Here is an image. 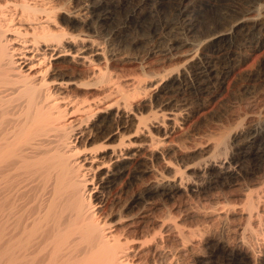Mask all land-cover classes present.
Returning <instances> with one entry per match:
<instances>
[{"label":"bare ground","instance_id":"6f19581e","mask_svg":"<svg viewBox=\"0 0 264 264\" xmlns=\"http://www.w3.org/2000/svg\"><path fill=\"white\" fill-rule=\"evenodd\" d=\"M55 1L0 0V262L173 264L180 254L178 243L188 247L186 252L194 247V233L184 234L187 231L168 222L171 213L150 227L147 212L159 204L148 208V200L173 199L183 191L196 194V180L212 171L233 175L236 154L205 160L187 174L169 175L165 151L153 147L148 123L133 112L128 91L114 86L107 66L109 71L98 67L100 48L83 34L69 32L70 19L77 21L75 32L84 23L82 17L66 13ZM93 1L88 28L94 22L109 27L114 15L109 8L132 2L116 31L125 38L143 16L158 17L169 4L174 19L166 25L155 20L146 29L154 32L166 61L192 46L186 38L196 34L203 12L215 7L224 25L200 37L199 53L190 54L188 65L198 69L205 59L209 80L228 79L238 68L236 57L242 50L248 58L264 50V0H236L233 5L223 0L194 5L187 0H119L118 5ZM171 32L186 38L171 39ZM182 76L172 74L157 85L153 98L159 106L171 102L163 95L174 92ZM99 84L105 96L80 95ZM102 101L106 104L100 107ZM157 118L152 130L164 143L177 128V114H169L168 123ZM252 132L257 135L250 122L226 141L238 149L241 138ZM149 175L154 180H147ZM221 251L228 252L227 247ZM234 255L255 263L244 243Z\"/></svg>","mask_w":264,"mask_h":264},{"label":"rangeland","instance_id":"374dc122","mask_svg":"<svg viewBox=\"0 0 264 264\" xmlns=\"http://www.w3.org/2000/svg\"><path fill=\"white\" fill-rule=\"evenodd\" d=\"M48 1L57 4L55 0ZM110 1L118 5L121 0ZM59 2L66 13L82 17L85 25L82 26L84 24L82 23L80 26L82 28L78 27L75 32L72 26L77 21L73 17L70 19L69 32L83 34L100 48L102 55L101 59L99 55L98 67L106 71L109 68L114 86L123 87L128 91L133 112L142 116L148 123L146 124L154 138L153 147L161 153L165 151L163 155L171 165L169 175L187 174L185 171L188 168L196 167L205 160L217 161L225 158L231 151L236 154L237 163L233 175H217L212 171L196 180L199 185L196 194L183 191L173 199L148 200L146 204L148 208L152 204H159L157 209L147 212L150 227L156 220L162 221L161 217H167L171 213L173 217L168 222L177 224L183 232L187 231L184 234H188V231L194 233V247L189 248V251H185L188 247L185 248V244L181 245V242L178 243V248L175 246L180 254L176 256L178 261L175 258L173 264H248V259L234 255L243 243L255 259L254 264H264V50L252 53L249 58L247 57L249 53L242 50L245 55L242 53L236 57L240 60V63L236 64L238 68L225 80L226 82L209 80L204 69V66L208 65L206 60L202 61L204 65L200 66V69H195L189 68V59L195 55L194 53H199L197 50L203 34L213 27L224 25V22L219 21L215 7L212 6L206 13L203 12V20L197 23L194 36L186 38L177 32L168 33L171 39L190 40L192 46H188L181 57L166 61L158 51L159 40H155L153 31L146 29L155 20L166 25V22L174 19L169 4L158 17L151 18L152 20L149 16H143L139 20L140 26L132 32H127L129 34L125 38L124 35L118 36L116 31L130 14L132 2L123 1L119 6L109 8L114 13L109 27L94 22L91 28L87 25L91 24L90 10L93 0ZM199 2L202 0H187L188 4L193 5ZM223 2L233 5L236 0ZM151 6L155 9L154 5ZM206 54L211 55V59L214 60L212 54L207 52ZM180 73L184 76L175 84V91L163 95L162 98L171 102L167 106H159L153 98L158 84L167 80L170 75ZM91 79L94 78L88 80L93 83ZM99 88L100 84L98 90L84 89L80 95L85 96L88 93L89 96L99 95L101 98L105 93L102 87ZM104 101L100 107L109 100ZM171 113L177 114V128L163 143L162 137L152 128L157 117V121L166 118L165 123H168L167 118ZM249 121L257 135L255 136L254 132L244 135L241 142L239 141V148L235 149L233 145L227 143L226 136L247 126L250 124ZM167 148H172V151L166 153ZM152 165L155 168L159 167L155 161ZM149 176L147 180H154L152 175ZM119 186L121 185H118V188ZM222 246L227 247L228 252L221 251ZM165 261L167 260L159 262L166 264ZM168 262L167 264H170Z\"/></svg>","mask_w":264,"mask_h":264}]
</instances>
